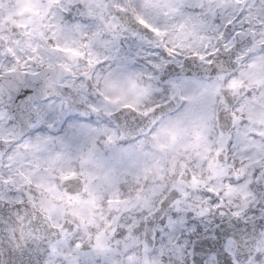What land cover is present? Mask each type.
Masks as SVG:
<instances>
[{"label": "clouds", "instance_id": "1", "mask_svg": "<svg viewBox=\"0 0 264 264\" xmlns=\"http://www.w3.org/2000/svg\"><path fill=\"white\" fill-rule=\"evenodd\" d=\"M0 264H264V0H0Z\"/></svg>", "mask_w": 264, "mask_h": 264}, {"label": "snow or ice", "instance_id": "2", "mask_svg": "<svg viewBox=\"0 0 264 264\" xmlns=\"http://www.w3.org/2000/svg\"><path fill=\"white\" fill-rule=\"evenodd\" d=\"M141 23H145V21L141 20ZM155 31V29H154ZM64 51L66 52H71L73 55H81V53L79 52H76L74 51L73 49H70V48H65ZM36 98L35 97H32V96H28L26 98V101H24V103H30L31 104V107L34 109V110H37L38 111V105L36 104Z\"/></svg>", "mask_w": 264, "mask_h": 264}]
</instances>
